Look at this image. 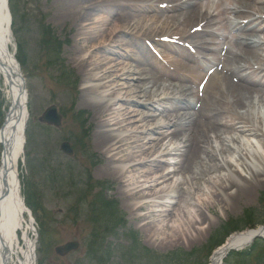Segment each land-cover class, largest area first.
<instances>
[{
    "label": "bare ground",
    "instance_id": "1",
    "mask_svg": "<svg viewBox=\"0 0 264 264\" xmlns=\"http://www.w3.org/2000/svg\"><path fill=\"white\" fill-rule=\"evenodd\" d=\"M77 2L81 10L73 51L84 81L81 101L94 112L93 137L104 154L103 169L119 178L123 170L116 164L134 160V152L146 155L134 167L148 164L152 153L171 155L154 136L161 132L163 140L178 143L172 150L183 148L175 161V180L167 168L159 171L157 158L151 160L155 176L142 186L151 182L148 188L153 190L163 185L154 199L139 204V210L148 209L145 217L195 211L204 220L206 211L234 210L250 201L264 185V0ZM114 3L120 13L110 29L105 27L107 19L94 21V10L104 11ZM255 4L260 6L258 16L248 9ZM2 16L0 91L8 110L0 129V264H34L32 223L25 217L18 169L24 143V119H18L25 95L11 50L9 18L4 21ZM86 20L90 23L84 24ZM228 29L234 31L231 36ZM109 40L114 46L104 45ZM133 44L137 51H120ZM163 68L169 79L159 85L156 78ZM129 125L132 133L123 136ZM149 142L154 143L147 147ZM143 189L132 194L144 197ZM196 195L203 196L202 203L194 200ZM182 196L183 203L170 208L175 197ZM152 205L160 207L159 214L149 210ZM195 223L185 220L188 228L182 230L173 226L172 236L183 237ZM256 228L264 232L263 225ZM256 233H234L209 264H217L227 249L245 246Z\"/></svg>",
    "mask_w": 264,
    "mask_h": 264
},
{
    "label": "rangeland",
    "instance_id": "2",
    "mask_svg": "<svg viewBox=\"0 0 264 264\" xmlns=\"http://www.w3.org/2000/svg\"><path fill=\"white\" fill-rule=\"evenodd\" d=\"M200 2L199 5L201 4ZM12 6V17L15 23L14 29L12 28L15 46L13 50L19 54L18 45L22 42L23 56L26 62L22 69L26 77L31 102L30 114L32 120L30 127L35 129L37 141H39L37 151L32 155L33 163L27 164L26 160L21 161L19 163V174L23 176L24 181L33 186L32 190L40 196L45 209L50 212L48 214L49 218L53 219V224L50 225L49 237H44V242H51V244L42 255L43 264H74L79 256L82 255L80 252L61 257L55 253L54 248L70 240L87 242L90 232L89 225L92 224L88 220L89 217L87 215L90 209L88 201L91 199V193L87 192L85 194L83 187H78L75 190V187H72L71 183H67L66 179H61V182L57 185L52 183L45 178L46 172L44 168L51 170L60 168L63 170L71 167L75 176L70 181H85L84 179L87 178L88 172L91 171L94 179L111 183L113 187L107 191L106 197L118 201V207L124 213L128 226L138 233L140 242H143L144 245L158 254H165L175 249L191 251L200 248L207 242L210 234L215 232L221 224L232 218H241L246 209H257V212L260 213L257 214L255 212L257 214L256 219H259V216L264 219V185L253 194L250 201L244 202L234 210L223 211L217 209L216 212L206 211L204 220H199V215L195 211H191L188 215L170 212L160 217H157V215L145 217L144 215L148 209L139 210V204L154 199L152 195L163 185L155 186L153 190L148 188V186L152 187L151 182L142 186L145 180L155 176V174H151V171L154 173L156 165L151 160L157 158L161 162L159 171L163 167L167 168L171 173L170 177L175 180L178 174L174 172L175 161L183 147L179 151L172 150L178 146V143L170 142L169 139L163 140V134L157 132L154 133V136L162 139L163 146H168L169 150L172 151L171 155L161 157L160 154L152 153L147 160L149 161L148 164L134 167L132 166L134 163L139 162L141 159H146L144 153L134 152V160L116 164L119 169L123 170L119 178L110 171H105L102 167L105 162L104 154L95 147L94 143V112L81 101V89L84 81L78 67L76 53L73 51L75 35L79 29L77 17H79L81 4L77 0H12ZM259 7L258 4L252 5L255 12L260 10ZM93 13L97 15L94 18L96 22L107 19L109 24L105 25V27L110 29L115 23L120 9L114 3L104 11L94 10ZM133 13L150 16L155 12L151 10L144 13L143 11L134 10ZM164 15L168 16L169 13ZM160 16L161 20L165 19L163 14ZM83 23L89 24L90 22L86 20ZM43 26L50 27L54 35L63 42V63L74 74V81L72 82L74 87H69L59 82L56 78L57 68L49 66L47 54L41 46ZM15 30L18 31V34H15ZM226 32L229 34L234 31L228 29ZM229 35L231 36V34ZM260 40L264 42V33L260 34ZM104 45L114 46V43L109 40ZM150 45L155 49L153 43L150 42ZM137 49L133 44L121 48L120 51H137ZM107 55H110V58H114V54L107 53ZM178 55L173 54L174 57H178ZM82 56H86V54H82ZM163 70L165 72L159 73L156 78V82L159 85H163L162 83H166L169 79L166 69L163 68ZM116 73L119 74V72ZM5 101L3 93L0 91V128L5 116ZM52 105L57 106V111L61 113L60 127L43 124L39 120L44 111ZM113 107L118 109L120 105ZM80 112L82 113L81 122L84 127H81V123L75 117ZM40 125H44V127L40 128ZM132 131L133 129L129 125L121 134L128 136ZM80 133L86 137L83 140L85 145L81 149L76 141L77 135ZM141 135L144 136V134ZM65 141H68L73 148L74 153L71 156L60 149L61 143ZM152 143L154 142L147 143V147L152 146ZM34 157L36 160H34ZM82 174H84L83 177L81 176ZM169 182H172V179ZM137 186L139 187L136 189L144 187V197L132 194ZM125 190L128 191L126 192ZM202 197L196 195L194 200L202 203ZM183 199V196L175 197V202L170 208L175 207L174 209H176L178 203H183ZM159 209L160 207L157 205H152L149 208V210H155L156 214L160 213ZM78 214L79 216L76 217ZM191 219L196 223L195 226L190 227V231H184L186 234L183 237L182 235L172 236L173 226L179 227L181 230L188 228L185 226L184 221L188 222ZM38 245L37 243V247ZM115 258L114 264H123L121 261H117V257ZM197 262L195 260L186 264H197ZM125 264L129 263L125 262Z\"/></svg>",
    "mask_w": 264,
    "mask_h": 264
},
{
    "label": "trees",
    "instance_id": "3",
    "mask_svg": "<svg viewBox=\"0 0 264 264\" xmlns=\"http://www.w3.org/2000/svg\"><path fill=\"white\" fill-rule=\"evenodd\" d=\"M17 34V31H16ZM42 40L41 46L46 52L48 57V64L50 67L57 68L58 80L69 87H73V73L64 66L62 58V41L57 38L50 27L43 26L42 28ZM18 58L22 64H26L25 57L23 56V45L19 43ZM79 118V117H78ZM85 136H81L79 141L85 140ZM37 135L33 127L27 129V161L33 163L32 154L39 146L37 141ZM34 160L35 157H34ZM46 177L53 182H59L61 179L67 181L73 178V173L64 172L59 169L44 168ZM85 194L91 193V199H89V212L88 217L90 224V232L87 242L84 244L83 254L84 259L76 264H111V261L115 255L119 260L129 264H185L191 261H198L197 264H205L209 253L217 245H220L224 238L231 232L241 229L248 225H254L256 219L253 216V211H245V215L241 220L231 219L225 222L212 236L207 244L203 247L195 249L191 252L183 249H177L170 251L166 254H158L153 250L145 247L140 241L136 231L127 226V221L124 218V214L118 207V202L115 199H109L105 196V189L110 188L105 181L94 180L90 173L87 181L84 184ZM95 188H99V191L93 193ZM26 202L28 206L33 210V213L39 223L40 227V248H39V264H42V246L46 244L44 237H49L50 225L53 223V219L49 218L50 212L46 211L43 204L32 186L28 184L25 190ZM76 213V211H74ZM79 214L76 216L78 217ZM122 230V232H121ZM121 233L129 241L127 245H123L121 242L109 241V237L120 238ZM227 264H264V241H257L249 250L233 253L226 260Z\"/></svg>",
    "mask_w": 264,
    "mask_h": 264
},
{
    "label": "water",
    "instance_id": "4",
    "mask_svg": "<svg viewBox=\"0 0 264 264\" xmlns=\"http://www.w3.org/2000/svg\"><path fill=\"white\" fill-rule=\"evenodd\" d=\"M0 14H2L3 16V20L5 21L7 17H10L9 11H8V0H1V6H0ZM19 76L22 80L21 82V89H22V97L24 98L25 95V87H26V83H25V79L23 77V74L19 71ZM25 106L23 105L21 114L19 116L18 122H21L27 113V99H26V95H25ZM22 100V98H21ZM23 102V100H22ZM41 120L50 124H54L56 126H59L61 124V117L60 115L57 113V109L56 106H52L50 107L45 113L44 115L41 117ZM62 149L68 153V154H72V149L69 145V143L64 142L62 144ZM256 238L260 237V238H264V235H260L257 234L255 236ZM79 247V243L78 242H68L62 246H59L56 248V252L62 255L67 254L69 251L77 249Z\"/></svg>",
    "mask_w": 264,
    "mask_h": 264
}]
</instances>
